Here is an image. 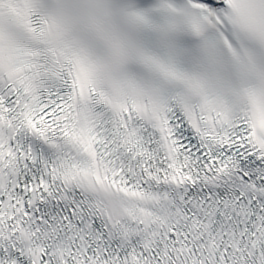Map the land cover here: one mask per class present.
Returning <instances> with one entry per match:
<instances>
[{
  "label": "snow or ice",
  "instance_id": "obj_1",
  "mask_svg": "<svg viewBox=\"0 0 264 264\" xmlns=\"http://www.w3.org/2000/svg\"><path fill=\"white\" fill-rule=\"evenodd\" d=\"M0 264H264V0H0Z\"/></svg>",
  "mask_w": 264,
  "mask_h": 264
}]
</instances>
